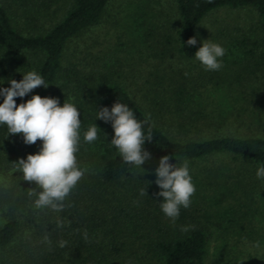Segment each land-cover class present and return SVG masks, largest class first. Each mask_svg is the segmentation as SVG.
I'll use <instances>...</instances> for the list:
<instances>
[{
	"label": "trees",
	"instance_id": "trees-1",
	"mask_svg": "<svg viewBox=\"0 0 264 264\" xmlns=\"http://www.w3.org/2000/svg\"><path fill=\"white\" fill-rule=\"evenodd\" d=\"M109 2L0 0V88H9L10 80L19 82L24 74L35 71L48 87L41 86L23 98L16 97L17 105L26 103L33 95L57 98L61 107L65 101L73 103L81 121L79 150L75 155L78 166L88 170L64 201L66 207L62 212L35 208L38 197L30 196L29 189H41L35 182L25 181L14 163L37 154L42 141L26 145L22 134H10L6 125H0V215L4 218L0 226V264H206L209 225L220 224L217 220L225 219L224 216L233 215L230 219H235V208L219 209V205L236 186H226L220 180L219 169L203 178L189 171L196 191L190 207H181L173 222L163 214V197L157 195L161 189L155 183V170L161 157L169 156L170 163L181 167L185 161L192 163L228 153L248 164L264 166V137L175 138L157 121L161 117L159 112H146L122 84L111 80L101 69L86 73L73 64L63 65L67 42L97 24ZM174 3L180 26L178 50L186 58L194 57L198 51L197 43L189 46L187 41L196 38V28L209 12L223 6L254 9L257 20L253 32L221 35L226 37L224 58L227 61L234 57L241 64L256 60L264 70V0ZM139 19L133 11L131 21L137 27ZM183 94L188 98L185 91L179 94L180 99ZM3 100L0 95V104ZM190 100L200 103L197 95ZM116 102L127 104L138 121L148 120L143 125L145 135L152 128V140L144 143L151 159L141 165L142 169L123 161L118 149L111 145V122L97 119V111L103 107L111 110ZM226 108L219 114H227L230 108ZM94 124L98 138L87 143L84 134ZM141 189L147 194L141 195ZM248 214L252 211L248 210ZM58 219L64 221L63 227H57ZM85 231L88 240L84 239ZM45 235L51 245L43 242ZM61 240L67 242L65 247L59 246Z\"/></svg>",
	"mask_w": 264,
	"mask_h": 264
},
{
	"label": "rangeland",
	"instance_id": "rangeland-1",
	"mask_svg": "<svg viewBox=\"0 0 264 264\" xmlns=\"http://www.w3.org/2000/svg\"><path fill=\"white\" fill-rule=\"evenodd\" d=\"M133 11L141 17L138 27L131 21ZM256 20L250 7L212 10L196 28L197 50L205 40L224 47L226 37L221 35L249 34ZM179 27L174 0H110L97 24L67 42L62 63L86 73L101 69L146 112H159L157 121L175 138L264 137V70L256 60L241 64L224 56L220 70H205L195 56L180 54ZM183 90L188 98L183 94L182 101ZM193 95L200 103L191 102ZM226 107L228 113L220 115ZM187 163L197 177L219 169L220 180L229 188L236 186L219 205L235 208V219L224 216L217 220L220 224L209 225L205 263L264 264V178L257 177L259 167L228 153ZM3 222L0 215V226Z\"/></svg>",
	"mask_w": 264,
	"mask_h": 264
},
{
	"label": "clouds",
	"instance_id": "clouds-1",
	"mask_svg": "<svg viewBox=\"0 0 264 264\" xmlns=\"http://www.w3.org/2000/svg\"><path fill=\"white\" fill-rule=\"evenodd\" d=\"M196 43L195 37L187 41L189 46ZM224 54L222 46L205 40L194 55L205 70L218 71L222 67L220 58ZM10 85L9 88H0V95L4 97L0 104V125H6L10 134H22L26 145L42 141L37 154H29L26 160L20 159L14 164L23 173L25 181L35 182L41 189H29L30 196L38 197L34 201V207L62 212L66 207L64 201L88 171L78 166L75 155L80 142V112L73 103L65 101L61 107L57 98H42L39 95H33L26 103L17 105L16 97L23 98L38 87H48L49 84L35 71L24 74L19 82L10 80ZM97 119L111 122L114 129L111 145L118 149L126 164L141 168V165L151 159V154L144 149V143L152 140V128L150 126L145 135L143 125L148 120L138 121L127 104L116 102L111 110L103 107L97 111ZM97 130L98 127L92 125L84 134V141H96ZM169 161V156L161 157L155 170V183L161 189L157 195L163 197L160 208L174 222L181 207H190L196 188L192 183L188 163L185 161L181 167H177ZM257 177L264 178V166L258 168ZM140 194H147L146 190L141 189ZM63 226L64 221L58 219L57 227ZM84 239L88 240L87 231L84 232ZM43 242L51 245L48 235L43 237ZM66 243L61 240L59 246L65 247Z\"/></svg>",
	"mask_w": 264,
	"mask_h": 264
}]
</instances>
